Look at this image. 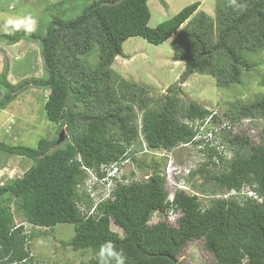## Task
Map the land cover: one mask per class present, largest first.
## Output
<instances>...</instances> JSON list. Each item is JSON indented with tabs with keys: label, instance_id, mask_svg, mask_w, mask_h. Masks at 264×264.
<instances>
[{
	"label": "trees",
	"instance_id": "16d2710c",
	"mask_svg": "<svg viewBox=\"0 0 264 264\" xmlns=\"http://www.w3.org/2000/svg\"><path fill=\"white\" fill-rule=\"evenodd\" d=\"M69 1L81 9L75 18L56 17L44 32L38 26L40 31L9 32L2 38L9 44L19 40L38 44L45 75L11 85L5 67L0 75V110L26 85L41 92L44 117L57 131L35 146L0 142V152L32 161L20 177L0 185V264H37L29 254L33 235L14 224L11 207L32 228L72 224L74 235L68 245L74 251L98 253L110 240L123 248L126 264H188L178 258L195 241L202 242L213 264H264V202L238 203L233 198L203 202L182 191L168 201L155 160L145 181L117 182L110 197L97 203L79 186L86 178L82 166L100 176L101 165L126 158L138 164L141 141L149 150L166 152L203 143L199 152L205 157L191 174L202 179L192 185L201 195L248 185L264 197V128L257 143L242 131L223 129V149L209 148L205 139L193 140L198 131L189 125L209 115L206 109L195 103L183 106L174 96L179 90L170 94V89L161 104L147 109L146 89L119 79L111 68L117 56H124L127 39L140 37L160 45L174 36L173 60L186 65L181 81L198 73L215 78L219 88L238 85L242 72L253 69L249 58L264 51V0H238L246 5L243 11L229 7L228 0H215L213 17L198 11L200 3L194 2L155 28L148 27L147 0ZM138 110L139 125L134 123ZM223 116L231 128L245 118L254 123L264 119V92L250 103L232 105ZM62 130L65 142L55 145ZM224 148L232 152L228 160ZM133 175L130 172V178ZM170 210L179 213L175 225L167 221ZM154 213L161 219L150 223ZM89 264H99L98 258Z\"/></svg>",
	"mask_w": 264,
	"mask_h": 264
},
{
	"label": "rangeland",
	"instance_id": "374dc122",
	"mask_svg": "<svg viewBox=\"0 0 264 264\" xmlns=\"http://www.w3.org/2000/svg\"><path fill=\"white\" fill-rule=\"evenodd\" d=\"M194 2L200 3L198 11H203L211 17L214 16L215 0H147L150 12L148 27L155 28ZM74 7L69 0H0V75L7 67L5 79L9 84L18 85L23 80L30 78L41 79L45 73L38 44H31L25 40L9 44L2 39L9 34V31L4 28L6 19L32 14L37 19L39 28L44 32L45 27L53 18L58 17L65 21L75 18L81 9L76 10ZM173 39L174 36L160 45H153L140 37L129 38L122 45L124 56H117L111 65L119 79L146 89L145 97L150 100L147 109L156 108L158 104L164 101V95L173 94L174 91L172 90H179L174 95L179 103L183 106L188 103H195L208 112L216 113L222 124V121L225 122L224 113H227L232 105L250 103L264 92L262 87L264 82V51L249 58L248 63L253 69L242 72L241 81L238 85L223 89L215 85V78L198 73H193L186 80L181 81V74L186 65L183 62L173 60L171 50ZM19 89L21 91L17 92L14 101L9 103L4 110H0V142L3 141L11 145L35 146L40 138L51 139L54 137L57 126L48 122L44 117L40 102L42 101L41 92L38 90L35 92V89L27 88L26 85ZM169 89L171 92L168 93ZM1 95L2 90H0V97ZM141 115L142 111L135 112V124L139 125ZM243 124L241 130H234L244 132L257 143L264 128V119L255 120V123L250 119L244 120ZM64 142L63 139L58 146ZM139 150L140 148L136 150L138 151L136 157L138 164L131 162L124 164L122 172L127 178L125 183L130 178V171L135 172L132 180L145 181L154 171L153 161L155 160L158 163L156 171L163 173L164 177L166 175V179H168L165 182L168 192L172 191L170 189L172 177H174L172 171L179 169L180 174L187 178L185 181L189 185V190L198 193L200 200L206 202L201 193L192 186L199 185L202 179L198 174L191 177V174L195 172L200 166L199 163L204 159L203 153L195 147L185 146H179L170 152L163 153ZM224 150L223 155L228 160L232 157V152L225 148ZM31 165L32 161L27 158L0 152V185L7 183L9 179L20 177ZM168 165L171 168L167 175ZM181 178L183 177L175 178L177 186H181L178 184ZM94 181V178L89 180L85 189L86 192L90 193V198L93 200L104 194V188L100 187V182ZM10 210L14 216V224L23 225L26 234L33 235V239L29 242V254L33 263L89 264L97 258V253L91 250L74 251L69 247V240L74 235L72 224H58L51 229L32 228L13 207ZM178 216V212H172L167 215V221H175ZM160 219V214L154 213L149 222L155 223ZM112 230L121 234L114 225H112ZM178 260L188 264H213L201 241L189 242L180 253Z\"/></svg>",
	"mask_w": 264,
	"mask_h": 264
},
{
	"label": "built area",
	"instance_id": "2783aa9c",
	"mask_svg": "<svg viewBox=\"0 0 264 264\" xmlns=\"http://www.w3.org/2000/svg\"><path fill=\"white\" fill-rule=\"evenodd\" d=\"M217 116L216 113H213V112H210L209 115H207L204 119H201V120H195L194 122L190 123L189 125L193 128V130L195 131H198L197 134H195V137H194V141L198 140V139H205L206 142H208V147L210 148H216L218 151H221L223 149V147L220 145V134L222 133V130L223 129H226V131L230 130L231 129V132L234 134V133H239L241 131H238L236 132L234 129H242L243 128V123H244V120H249L248 118H245L243 120H241V122L231 128V125H229L226 121H222V124L220 123L221 119L220 117L217 116V119H216V124L213 122V118ZM247 123V122H246ZM201 132H205L204 135H201L200 133ZM185 147H195L198 151L199 149H202L204 148V145L203 143L202 144H199V145H195L193 146L192 143H189V144H185L183 145ZM142 147H143V152H166V151H156V150H149L144 143H142ZM208 149V148H207ZM136 157H137V153H136ZM126 162H131L130 161V158H126L125 160L123 161H120L118 163H112L110 165H101L100 168H99V171L102 175L101 179H97V177L95 176V174L85 168L84 166H82V169H84L87 173H89L91 175V177H93L95 180H97L98 182H100V186H102L104 188V194L100 197H98V199H94V202L97 203L99 202L101 199H104V198H109L110 197V191L112 190V188L115 186V184L117 182H121V181H125L126 179H123V176H125L124 172H122V169L124 167V164ZM132 163V162H131ZM171 166L168 165V168H167V175L169 173V170H170ZM172 171V170H171ZM130 172H133L134 175H135V172L134 171H130ZM172 174L174 175V177H172V182H171V188L172 191L171 192H168L167 189H166V183L168 179H166V175L164 177L163 173L161 174L164 178V188L165 190L167 191V194H168V201H172L173 199V196L174 194L177 192V191H182L184 193H186L187 195H190V196H197L199 199V194L198 193H194L193 191L189 190V185L188 183L185 181L187 178L184 177V175L180 174V171L179 169H176V171H172ZM180 174V175H179ZM133 175V177H134ZM179 175V176H178ZM183 177L181 178V180H179L178 184H181V186H177L176 185V177ZM132 178H129L128 182H132V181H138V180H132ZM175 181V183H174ZM127 182V183H128ZM125 183V182H124ZM178 188V189H177ZM203 196V195H201ZM203 198H207V199H228V198H233L235 199L238 203H242L244 201H252V202H256V203H262L264 202V197H260L257 195V193L255 191H253V189L251 187H249L248 185H243L239 190H230L228 192H225V193H221V192H218L216 193L215 195H207V196H203ZM81 210H83V208L81 207ZM173 211L170 210L168 212V214H171ZM89 214L92 213V210L88 212ZM175 213V212H174ZM167 214V215H168ZM177 219V218H176ZM169 220V219H168ZM174 220V219H173ZM169 222L173 225H175V221H171L169 220Z\"/></svg>",
	"mask_w": 264,
	"mask_h": 264
},
{
	"label": "clouds",
	"instance_id": "9594fccd",
	"mask_svg": "<svg viewBox=\"0 0 264 264\" xmlns=\"http://www.w3.org/2000/svg\"><path fill=\"white\" fill-rule=\"evenodd\" d=\"M228 6L232 7L234 10H237V11H243L246 8V5L243 3H238V0H228ZM37 27H38V21L32 14L16 16V17H8L4 23V28L8 30L10 33H15V32H19L23 30L25 33L30 34V33L35 32L37 30ZM141 142L144 143L143 141ZM142 143H141V146H142ZM142 149H140L139 151H142ZM91 171L95 174L93 170ZM85 173H86L85 180L82 181L81 184H79V186L82 189L83 188L86 189L89 180L93 179V177H91L89 173H87L86 171ZM95 176L97 177L98 180L101 179L102 177V175L97 176L96 174ZM94 182H98V181L95 180ZM100 196L102 195H99L98 197ZM97 258L99 260V264H126V255L124 253L123 248L118 249L117 246L110 240L100 245L99 251L97 253ZM21 264H27V262L23 261L21 262Z\"/></svg>",
	"mask_w": 264,
	"mask_h": 264
},
{
	"label": "water",
	"instance_id": "95a60500",
	"mask_svg": "<svg viewBox=\"0 0 264 264\" xmlns=\"http://www.w3.org/2000/svg\"><path fill=\"white\" fill-rule=\"evenodd\" d=\"M64 134H65V130H62L60 133H59V136H58V139L55 143V145H59L63 139H64ZM174 262H176L173 258H171Z\"/></svg>",
	"mask_w": 264,
	"mask_h": 264
}]
</instances>
